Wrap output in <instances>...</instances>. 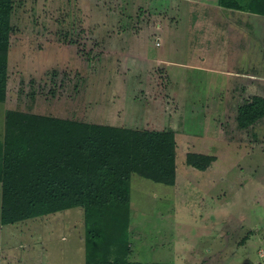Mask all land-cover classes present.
<instances>
[{
	"label": "rangeland",
	"instance_id": "rangeland-1",
	"mask_svg": "<svg viewBox=\"0 0 264 264\" xmlns=\"http://www.w3.org/2000/svg\"><path fill=\"white\" fill-rule=\"evenodd\" d=\"M218 1L13 0L0 139L6 109L174 132V182L130 174L127 238L107 253L264 264V117L236 120L264 96V16L233 17L222 37ZM189 152L213 160L201 170ZM86 246L81 207L0 223V264H85Z\"/></svg>",
	"mask_w": 264,
	"mask_h": 264
},
{
	"label": "trees",
	"instance_id": "trees-1",
	"mask_svg": "<svg viewBox=\"0 0 264 264\" xmlns=\"http://www.w3.org/2000/svg\"><path fill=\"white\" fill-rule=\"evenodd\" d=\"M237 1L243 11L264 15V0ZM12 9L13 0H0V102L6 96ZM263 117L264 96L260 94H253L237 106L236 120L241 128L250 127ZM3 122L0 223L81 207L87 239L85 264H145L107 253L103 243L127 238L128 181L132 172L174 182V132L19 109H6ZM211 160V155H186V162L201 170ZM102 230L106 231L102 234ZM117 231L120 233L113 235Z\"/></svg>",
	"mask_w": 264,
	"mask_h": 264
},
{
	"label": "crops",
	"instance_id": "crops-1",
	"mask_svg": "<svg viewBox=\"0 0 264 264\" xmlns=\"http://www.w3.org/2000/svg\"><path fill=\"white\" fill-rule=\"evenodd\" d=\"M224 0H220L216 3V5L220 6V8L217 6L218 10L216 9L215 12H212L213 15H211L210 17H208V19L210 20V25H211V28H213L214 26L215 27H219L220 30H218L220 32L219 35H222V37H224V35H234L232 34V31H231V28H232V25L235 26V24H233V21H235L233 19V17L235 18H242V19H238V24L240 25V27L243 26V20L245 18H247L250 14H253V15H250V16H254L255 17V28L256 26H258V17L257 16H264V15H259L258 13H254V12H249V11H243L240 7L241 5L239 4V2L237 0H232V1H235V5H226L228 3H223ZM208 2V1H206ZM221 9V11H220ZM219 12H222L223 14H226L228 15L229 17H227L224 21H220V20H217L214 16H217L219 14ZM245 17V18H243ZM252 18V17H251ZM246 20V19H245ZM236 23V21L234 22ZM200 25L203 26V21H200ZM245 26V25H244ZM252 29H250L251 31V35H253V26L251 27ZM207 29V27H206ZM236 31V28H234V32ZM257 31V30H256ZM198 33V32H196ZM206 35H212V30L210 32L208 31H205ZM238 35V34H237ZM158 41H157V38H156V42L155 44H157ZM157 55V54H156ZM158 60H159V57H157ZM156 58V59H157Z\"/></svg>",
	"mask_w": 264,
	"mask_h": 264
}]
</instances>
